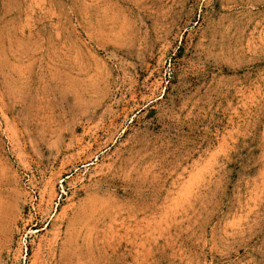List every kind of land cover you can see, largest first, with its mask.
Instances as JSON below:
<instances>
[{"label": "rangeland", "instance_id": "1", "mask_svg": "<svg viewBox=\"0 0 264 264\" xmlns=\"http://www.w3.org/2000/svg\"><path fill=\"white\" fill-rule=\"evenodd\" d=\"M0 264H264V0H0Z\"/></svg>", "mask_w": 264, "mask_h": 264}]
</instances>
